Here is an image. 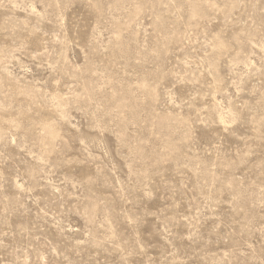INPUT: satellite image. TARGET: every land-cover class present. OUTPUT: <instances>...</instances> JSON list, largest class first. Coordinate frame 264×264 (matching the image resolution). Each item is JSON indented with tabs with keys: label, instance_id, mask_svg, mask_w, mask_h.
<instances>
[{
	"label": "rangeland",
	"instance_id": "374dc122",
	"mask_svg": "<svg viewBox=\"0 0 264 264\" xmlns=\"http://www.w3.org/2000/svg\"><path fill=\"white\" fill-rule=\"evenodd\" d=\"M0 264H264V0H0Z\"/></svg>",
	"mask_w": 264,
	"mask_h": 264
}]
</instances>
